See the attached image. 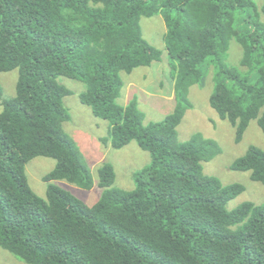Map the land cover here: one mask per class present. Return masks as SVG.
Wrapping results in <instances>:
<instances>
[{"label": "trees", "instance_id": "1", "mask_svg": "<svg viewBox=\"0 0 264 264\" xmlns=\"http://www.w3.org/2000/svg\"><path fill=\"white\" fill-rule=\"evenodd\" d=\"M264 6L253 0H0V74L18 71L15 95L0 84V248L26 264H264V203L228 204L245 191L203 172L219 143L178 127L192 109L190 89L213 68L210 107L235 129L240 143L251 121L264 134ZM161 15L175 106L145 123L136 99L118 103L121 73L161 62L143 37L142 18ZM238 65L226 62L231 41ZM82 82L81 104L108 122L105 147L135 141L151 161L135 186H115L110 163L97 169L99 200L89 206L59 183L91 190L94 176L76 141L58 82ZM55 161L42 179L45 198L31 188L26 165ZM230 170L264 186V151L250 146Z\"/></svg>", "mask_w": 264, "mask_h": 264}, {"label": "rangeland", "instance_id": "2", "mask_svg": "<svg viewBox=\"0 0 264 264\" xmlns=\"http://www.w3.org/2000/svg\"><path fill=\"white\" fill-rule=\"evenodd\" d=\"M261 11L264 0H253ZM264 23V15L261 14ZM143 37L153 47L163 52L161 62H155L150 67L134 70L131 74L121 73L124 87L118 103L125 106L130 100L136 99L139 108L145 114V123L159 122L170 114L175 106L174 83L170 76L168 56L164 46L166 27L161 15L141 19ZM242 58V47L232 40L226 62L238 65ZM18 71L0 74V84L3 88V99L15 95V86ZM58 82L72 91V95L64 99V106L70 114V120L63 124L64 131L77 143L89 164L93 176L94 186L91 190H82L66 182L59 183L71 191L87 205L95 204L102 193L98 186L97 169L106 162L112 164L116 174L115 186L123 190H132L135 186L134 174L143 169L151 161L150 154L139 148L133 141L122 149L105 147L101 138L107 137L109 124L93 116L91 109L79 100V95L86 90L82 82L60 77ZM213 68L207 70L204 84L195 85L190 89L189 99L192 109L187 111L178 127L180 142H187L197 133L207 139L215 140L221 147V154L209 162L203 163V172L207 176L218 178L223 185L241 184L245 191L228 204L234 209L243 202H252L256 205L264 203V186L253 182L250 173L230 170L234 160L242 157L250 146L264 151V134L256 121H251L240 143H235V129L227 121L219 118L210 107L209 97L213 91ZM2 105L0 103V112ZM55 161L49 158L38 157L26 165L28 182L33 191L45 198L46 183L43 177L53 170ZM0 264H26L9 252L0 248Z\"/></svg>", "mask_w": 264, "mask_h": 264}]
</instances>
